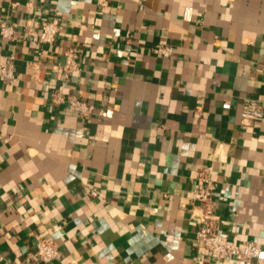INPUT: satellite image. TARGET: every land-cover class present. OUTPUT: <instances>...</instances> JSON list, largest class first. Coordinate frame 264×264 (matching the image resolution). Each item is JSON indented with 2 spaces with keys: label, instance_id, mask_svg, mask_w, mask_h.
<instances>
[{
  "label": "crops",
  "instance_id": "crops-1",
  "mask_svg": "<svg viewBox=\"0 0 264 264\" xmlns=\"http://www.w3.org/2000/svg\"><path fill=\"white\" fill-rule=\"evenodd\" d=\"M54 17L57 39L33 40ZM0 19L18 75L0 78V264H214L196 241L203 166L218 231L264 247V118H241L264 100V0H0ZM62 82L89 116L55 101ZM39 239L61 258L34 255Z\"/></svg>",
  "mask_w": 264,
  "mask_h": 264
},
{
  "label": "built area",
  "instance_id": "built-area-1",
  "mask_svg": "<svg viewBox=\"0 0 264 264\" xmlns=\"http://www.w3.org/2000/svg\"><path fill=\"white\" fill-rule=\"evenodd\" d=\"M61 22L57 17L45 21L40 29L31 30L32 39L42 44H52L61 31ZM16 25L0 19V38L4 41L15 39ZM155 52L163 57H171L174 49L171 45L160 44ZM65 61L59 68L62 79L67 78L71 71L77 68L78 53L75 48L68 47L64 53ZM15 57L5 55L0 47V78L5 79L10 85H15L18 75L15 72ZM57 103H65L71 110L80 116L91 114L88 103L76 94L65 93L64 82L58 87L55 96ZM223 108H230V103H223ZM244 122H254L264 118V100H248L241 112ZM198 183L194 189L192 200L199 203L202 213L197 217L196 241L202 245L207 257L214 260V264H224L232 261L237 264H264V247L253 241H245L242 245L228 239L218 231L217 223L219 214L216 210L214 192L216 183L212 177V167L203 166L198 170ZM44 263H52L61 258L60 249L53 241L39 239L34 252ZM78 264H87L85 262Z\"/></svg>",
  "mask_w": 264,
  "mask_h": 264
}]
</instances>
